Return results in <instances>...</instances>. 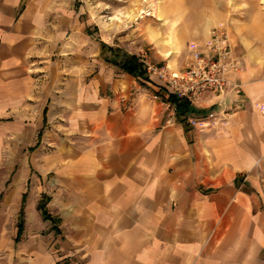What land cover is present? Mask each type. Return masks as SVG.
<instances>
[{"label": "crops", "instance_id": "0c3cea01", "mask_svg": "<svg viewBox=\"0 0 264 264\" xmlns=\"http://www.w3.org/2000/svg\"><path fill=\"white\" fill-rule=\"evenodd\" d=\"M263 2L228 25L224 93L180 117L68 0H0V264H264Z\"/></svg>", "mask_w": 264, "mask_h": 264}, {"label": "rangeland", "instance_id": "374dc122", "mask_svg": "<svg viewBox=\"0 0 264 264\" xmlns=\"http://www.w3.org/2000/svg\"><path fill=\"white\" fill-rule=\"evenodd\" d=\"M242 1L68 0L78 7L79 29L89 25L90 47L104 42L169 72L168 61L185 66L193 48L216 55L227 49L228 25L246 14ZM149 75L160 80L152 71Z\"/></svg>", "mask_w": 264, "mask_h": 264}, {"label": "built area", "instance_id": "2783aa9c", "mask_svg": "<svg viewBox=\"0 0 264 264\" xmlns=\"http://www.w3.org/2000/svg\"><path fill=\"white\" fill-rule=\"evenodd\" d=\"M226 50V47H223L222 51L216 55L203 53L193 48L190 62L181 69L171 72L163 67L152 66L141 57L140 60L145 64L148 73L152 71L158 75L166 90L185 98L190 104L198 105L206 95L218 99L224 93L226 81L223 74L230 66ZM213 116V112L207 114V117Z\"/></svg>", "mask_w": 264, "mask_h": 264}, {"label": "trees", "instance_id": "16d2710c", "mask_svg": "<svg viewBox=\"0 0 264 264\" xmlns=\"http://www.w3.org/2000/svg\"><path fill=\"white\" fill-rule=\"evenodd\" d=\"M101 45L102 47H105L110 53H112V58L107 60L108 62L116 65L119 69H121L123 72L129 75H132L134 77L143 80H148L149 73L146 70L145 64L140 60L138 56H136L135 54L122 53L120 52V50L107 46L103 43H101ZM164 90L166 91V89ZM165 101H167L174 108V111L177 114V116L185 117L187 114L193 113V109L191 107L190 102L185 98L178 97L177 95L171 92H167V97L165 98ZM181 120H183V118ZM40 134L41 132L37 134V139L34 146L38 144L40 139ZM24 197L25 194H23L22 203L24 202ZM37 208L38 210H40L43 218L49 219V214L45 209L44 196H41ZM22 228H23V218H22V212H20L17 222V235L15 240L19 238Z\"/></svg>", "mask_w": 264, "mask_h": 264}, {"label": "bare ground", "instance_id": "6f19581e", "mask_svg": "<svg viewBox=\"0 0 264 264\" xmlns=\"http://www.w3.org/2000/svg\"><path fill=\"white\" fill-rule=\"evenodd\" d=\"M263 7H264V2H263Z\"/></svg>", "mask_w": 264, "mask_h": 264}]
</instances>
